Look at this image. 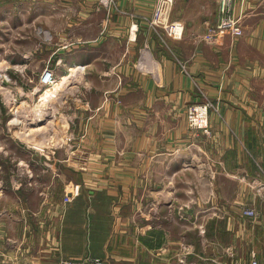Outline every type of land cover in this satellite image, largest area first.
Masks as SVG:
<instances>
[{
  "label": "crops",
  "instance_id": "obj_1",
  "mask_svg": "<svg viewBox=\"0 0 264 264\" xmlns=\"http://www.w3.org/2000/svg\"><path fill=\"white\" fill-rule=\"evenodd\" d=\"M97 2L32 0L38 17L48 15L40 25L56 69L80 67L75 77L84 81L63 101L62 141L33 147L46 159L21 160L9 180L0 175V264L88 255L215 264L224 258L219 241L210 261L200 259L205 216L253 235L264 263V0H236L243 33L212 38L220 0H175L177 37L150 24L156 0H117L111 10ZM203 94L214 102L215 140L188 124L186 106ZM247 206L256 220L245 217ZM187 224L197 239L185 260L171 228Z\"/></svg>",
  "mask_w": 264,
  "mask_h": 264
},
{
  "label": "rangeland",
  "instance_id": "obj_2",
  "mask_svg": "<svg viewBox=\"0 0 264 264\" xmlns=\"http://www.w3.org/2000/svg\"><path fill=\"white\" fill-rule=\"evenodd\" d=\"M97 4H99V0ZM116 4L117 0L111 9L116 8ZM40 9L41 7L35 8L33 6L32 0H0V175L4 181L10 178L9 170L21 169V167L16 166L21 160H25L23 163H28L31 158L37 159L38 157L42 161L46 159L44 155H37L36 151H33L34 146L42 151L41 148H47L50 144H59L62 141L63 101L75 97L74 95L78 91L73 89L79 88L76 85L84 81V79L75 77L57 96L44 103L41 100V93L52 84L54 79H59L61 73L56 69L57 58L54 59L52 55L54 43L50 40L49 31L46 26L40 25L46 22L45 19L48 15L43 12L42 16L38 17L37 13ZM135 25L137 26V24ZM132 26L131 31L138 29V26L137 29H132ZM161 28L166 29L169 34L175 37L180 32H174V34L163 26ZM47 70L52 72L50 80L45 78ZM59 71L61 70L59 69ZM197 103H208L209 119L211 109L214 107V102L205 94L201 96L199 101L190 102L186 106V115L191 128L194 127L190 122V107ZM209 125L212 131L209 135H206L202 129L198 130L203 132L209 140H215L216 130L211 121ZM185 208L186 205L183 209L185 210ZM185 214L186 212H184V220H182L184 224L187 221L191 222L186 220ZM202 215L204 216V213ZM244 215L251 221L258 217ZM217 219L209 222L206 216L205 218L201 217L198 236L201 251L200 259L210 261L207 260L212 256L210 255V245L215 241L220 242L221 252L218 253L223 255L222 260L251 259L255 252L254 248L258 250L261 243L254 240L253 235H237V231L235 232L233 228H226L223 219H221L222 221ZM251 221L247 224L249 228L252 227ZM188 225L190 224L171 228L172 232L177 231L173 236L180 237V239L178 238L180 241H178L183 249L181 250L183 259L188 258L192 253L190 250L192 249V241L197 239L195 232L187 229ZM231 237H234L236 245L234 249L228 250L226 243H229ZM240 240L242 241L241 244ZM225 248L226 251L224 252ZM175 257L178 259L177 252ZM92 258L96 257L88 255L82 260L66 259L63 263L67 264L66 261H71L72 264H91ZM98 258L103 259L105 264H109L107 258ZM219 261L214 260L215 264H218Z\"/></svg>",
  "mask_w": 264,
  "mask_h": 264
},
{
  "label": "built area",
  "instance_id": "obj_3",
  "mask_svg": "<svg viewBox=\"0 0 264 264\" xmlns=\"http://www.w3.org/2000/svg\"><path fill=\"white\" fill-rule=\"evenodd\" d=\"M236 0H220V12L221 18L219 20L216 29L209 33L206 38H212L215 34L219 32L230 31L234 34L240 35L243 33V25L241 18L233 15L234 4ZM243 1V0H242ZM175 0H156L155 8L150 18V24L153 27H165L173 33L179 32V25L171 19V13L173 10ZM115 4V0H99V6L107 9H111ZM132 29H137V26L134 24ZM174 33V34H175ZM180 33V32H179ZM49 73L52 76V72L47 70L46 74ZM52 78V77H51ZM200 103V102H199ZM195 104L190 107V122L196 129H202L206 132V135L212 133L210 129V119L208 115V103ZM66 200H69V197L66 196ZM244 214H247L251 217H257L258 212L255 208L247 206L244 209ZM67 264H72L71 261H66ZM91 264H105V261L101 258H92L90 260ZM218 264H264L261 262L254 252L251 259H232V261L220 260Z\"/></svg>",
  "mask_w": 264,
  "mask_h": 264
},
{
  "label": "bare ground",
  "instance_id": "obj_4",
  "mask_svg": "<svg viewBox=\"0 0 264 264\" xmlns=\"http://www.w3.org/2000/svg\"><path fill=\"white\" fill-rule=\"evenodd\" d=\"M79 70H81L80 67L74 66L66 74L61 75L59 79H54L52 84L45 88L46 90L41 93V100L43 103L51 98H54L62 89L67 87L72 82V79L77 76ZM51 77L52 76L49 73H47L45 76L46 80H50Z\"/></svg>",
  "mask_w": 264,
  "mask_h": 264
}]
</instances>
